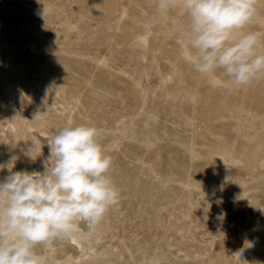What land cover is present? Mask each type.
<instances>
[{
  "label": "rangeland",
  "instance_id": "1",
  "mask_svg": "<svg viewBox=\"0 0 264 264\" xmlns=\"http://www.w3.org/2000/svg\"><path fill=\"white\" fill-rule=\"evenodd\" d=\"M156 2L0 0V164L43 171L56 130L87 122L121 192L99 241L48 264H264V80L197 73L179 10L145 28ZM247 30L264 40V0ZM224 226L238 247L213 249Z\"/></svg>",
  "mask_w": 264,
  "mask_h": 264
},
{
  "label": "clouds",
  "instance_id": "2",
  "mask_svg": "<svg viewBox=\"0 0 264 264\" xmlns=\"http://www.w3.org/2000/svg\"><path fill=\"white\" fill-rule=\"evenodd\" d=\"M175 10L184 17L179 39L197 73L222 74L233 88L264 80V40L246 31L258 0H157L145 28ZM100 137L91 123L69 122L48 142L43 171H13L16 157L0 164L9 172L0 179V264H48L45 248L91 237L119 205L113 161Z\"/></svg>",
  "mask_w": 264,
  "mask_h": 264
},
{
  "label": "bare ground",
  "instance_id": "3",
  "mask_svg": "<svg viewBox=\"0 0 264 264\" xmlns=\"http://www.w3.org/2000/svg\"><path fill=\"white\" fill-rule=\"evenodd\" d=\"M26 100V99H25ZM28 102V101H27ZM31 103V102H29ZM28 104V103H26ZM31 105V104H29ZM28 105V108H29ZM38 136V135H37ZM3 143H6L8 141V137L6 135H2ZM39 138V137H38ZM44 138V137H43ZM41 147V146H40ZM264 203V202H263ZM251 208V207H250ZM249 203L247 199H240L236 202V204L233 207V219L235 220H242L249 212ZM255 209V208H254ZM256 211V209H255ZM253 212V211H252ZM254 213V212H253ZM251 214V213H250ZM231 224V223H230ZM233 224V222H232ZM98 232V231H97ZM231 227L224 226V229L221 231L219 230H211L208 233H204L205 237L210 240V246L213 249L220 250V249H231L234 247H238L239 241L235 237L231 238L232 236L230 234ZM97 236V240L99 241V237L102 236L100 233H95V235H92L91 237L84 239L82 236H76L69 242L61 245H53L49 246L44 249V255L48 258V262H63L66 261L67 258L70 260H78L81 257V254L84 252L83 244L87 242L88 244L92 242L93 239ZM101 238V237H100ZM99 239V240H98ZM95 241V240H93ZM52 262V263H53Z\"/></svg>",
  "mask_w": 264,
  "mask_h": 264
}]
</instances>
